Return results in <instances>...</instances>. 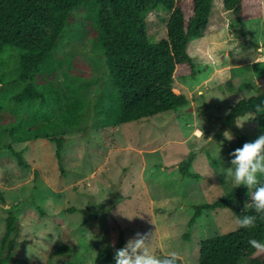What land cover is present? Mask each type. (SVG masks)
<instances>
[{
  "label": "rangeland",
  "instance_id": "374dc122",
  "mask_svg": "<svg viewBox=\"0 0 264 264\" xmlns=\"http://www.w3.org/2000/svg\"><path fill=\"white\" fill-rule=\"evenodd\" d=\"M170 14L162 7L149 12L151 40L167 36ZM86 23L85 11L77 10L76 22L57 48L59 54L70 55L65 69L76 68L83 75L75 84L87 102L79 125L61 127L68 138L63 167L55 143L46 138L0 140L2 146L12 141L25 161L21 164L15 153L0 148V244L13 209L20 221L13 251L18 258L46 262L58 246L63 251L55 254L53 264H111L98 261L99 248L113 250L121 238L125 246L141 233L152 234L153 254L174 250L184 264H198L202 239L238 228L230 208L204 209L190 238L185 236L196 206L233 188L225 172L231 167L237 135L254 137L258 131L252 115L237 118L247 120L237 131L224 124V117L237 101L264 87V12L241 19L225 9L223 0H214L208 28L189 40L188 52L198 72L175 80L188 105L110 126L103 124L101 103L107 105L112 90L111 67L108 56L91 41ZM7 104L20 113L30 112L27 105ZM225 132L234 139L228 141ZM190 155L191 168L200 178L180 170L181 161ZM242 189L245 202H250L248 188Z\"/></svg>",
  "mask_w": 264,
  "mask_h": 264
},
{
  "label": "trees",
  "instance_id": "16d2710c",
  "mask_svg": "<svg viewBox=\"0 0 264 264\" xmlns=\"http://www.w3.org/2000/svg\"><path fill=\"white\" fill-rule=\"evenodd\" d=\"M213 3L214 0H0V140L46 138L55 143L63 167L62 149L68 138L61 127L79 125L87 102L76 85V78L83 75L79 69H65L70 55L59 54L57 48L68 27L76 22L79 9L85 11L91 41L108 56L111 67L112 90L107 94V105L101 103L103 124L147 119L186 107L190 100L176 90L175 80L198 72L188 52L189 40L191 36H202L208 28ZM223 6L241 19L260 17L264 12V0H223ZM158 7L171 14L167 36L153 41L148 36L146 20L149 12ZM60 74L62 80L58 78ZM228 84H233V78ZM8 101L27 105L30 112L20 113L8 106ZM48 103L52 104L50 108ZM257 104L264 105V87L237 101L224 117V124L237 131L236 119L252 115L258 129L254 137L238 134L234 150L264 134V113L256 112ZM3 147L15 153L21 164L25 162L12 141L4 142V146L0 145ZM193 161L194 155L183 159L180 170L183 175L200 178L201 174L191 168ZM258 178L264 182V176ZM245 203L240 186L216 200L198 204L185 236L190 238L204 209L228 207L237 218L254 214L244 211ZM19 230L17 212L10 209L0 244V264H53L55 254L63 251L56 246L46 262L18 258L13 251ZM249 239L264 243V221L258 219L255 228H236L202 239L198 264H241L243 259L246 264H264V253H256ZM122 247L123 238L113 250L99 248L98 261L115 264V250Z\"/></svg>",
  "mask_w": 264,
  "mask_h": 264
},
{
  "label": "clouds",
  "instance_id": "9594fccd",
  "mask_svg": "<svg viewBox=\"0 0 264 264\" xmlns=\"http://www.w3.org/2000/svg\"><path fill=\"white\" fill-rule=\"evenodd\" d=\"M255 110L257 113H264V105H255ZM246 121L241 123L236 119L235 123L237 127L243 128ZM224 135L228 141L234 139L230 132H225ZM230 155L233 159L231 167L225 172L226 178L227 180L231 178L234 188L240 186L248 188L247 195L250 202L245 203L244 211L251 210L254 213L238 217L236 224L240 229L255 228L258 219L264 221V182L258 178L264 176V134L259 135L252 142L244 143ZM123 216L129 220L133 219L128 215ZM151 236L152 234L137 233L134 238L127 241L124 247L116 249L115 264H183V257L177 251H167L162 256L153 254L150 250ZM248 244L256 253H264V243L259 240L249 239ZM112 247H115L114 242Z\"/></svg>",
  "mask_w": 264,
  "mask_h": 264
}]
</instances>
